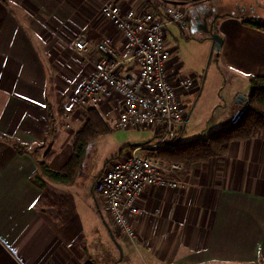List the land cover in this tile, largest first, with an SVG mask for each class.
Returning a JSON list of instances; mask_svg holds the SVG:
<instances>
[{
	"label": "crops",
	"instance_id": "1",
	"mask_svg": "<svg viewBox=\"0 0 264 264\" xmlns=\"http://www.w3.org/2000/svg\"><path fill=\"white\" fill-rule=\"evenodd\" d=\"M105 1L0 0V264H264V130L231 142L224 156L184 166L177 189L147 185L133 217L137 240L121 235L124 248L112 243L118 233L111 226L91 223L73 206L76 180H35L41 162L65 166L88 119L78 94L93 68L74 51L75 38L85 34L93 56L97 43L110 39L119 57L128 58L126 38L101 11ZM116 1L124 11L149 5ZM200 1L190 16L204 7ZM255 7L264 9V0H239L237 12L216 19L222 64L247 82L264 75V31L246 22L260 20L244 14ZM176 65L172 49V82L179 78ZM135 66L131 59L121 70ZM198 90L195 80L184 107ZM96 109L115 125L122 105L118 96L108 97Z\"/></svg>",
	"mask_w": 264,
	"mask_h": 264
},
{
	"label": "built area",
	"instance_id": "2",
	"mask_svg": "<svg viewBox=\"0 0 264 264\" xmlns=\"http://www.w3.org/2000/svg\"><path fill=\"white\" fill-rule=\"evenodd\" d=\"M162 6V8H161ZM158 10H126L116 0H106L101 8L126 38L125 54L110 39L96 45L97 56L90 55L85 34L78 35L73 49L93 70L81 87L78 103L86 108L98 107L106 98L118 96L122 105L115 126L119 129H150L157 139L140 147L129 148L108 162L106 170L95 180L93 192L105 203L116 232L137 240L133 217L139 213L137 201L147 185L179 187V174L184 165L153 155L161 148L180 142L186 117L182 97L193 91L195 80L179 76L172 82L168 62V25L177 24L188 30L191 7L169 2ZM189 31V30H188ZM135 60V68L126 72L124 64Z\"/></svg>",
	"mask_w": 264,
	"mask_h": 264
},
{
	"label": "rangeland",
	"instance_id": "3",
	"mask_svg": "<svg viewBox=\"0 0 264 264\" xmlns=\"http://www.w3.org/2000/svg\"><path fill=\"white\" fill-rule=\"evenodd\" d=\"M179 1H187L186 3H179L184 7L197 6L199 2L201 3L200 0L195 3L192 0ZM238 1L204 0L202 5L211 10L213 15L217 17L231 15L233 10H237ZM162 3L166 4L168 1L159 0L157 2L158 5ZM242 3L250 7L249 3ZM251 12L244 14H247L246 16L249 18H257L261 23H264V9L255 7L251 9ZM216 27L215 23V30ZM165 41L167 47L170 50L173 49L174 56L180 64L176 65L178 71L173 70L179 73V76L187 75V77L194 78L199 87L195 94L186 97L185 100L183 99L186 107L183 105L182 112L186 117V126L185 130L181 132L180 142L186 143L199 138H207L212 133L227 127L230 123L226 120L230 116L232 117L233 108L238 107V104H240L236 102L237 95H244L246 91L250 92L249 82L245 81V77L240 72L228 70L222 64L220 51L213 50L211 54L212 39L208 38L202 31L192 33L190 29L189 31L181 30L177 24H170V26L168 25ZM66 124L69 123L64 122L63 126ZM108 125L110 130L107 133L97 135L86 146L82 161V172L72 186L71 192L73 194V206L79 212L81 209L85 219H89L91 223H101V225L107 223L116 233V229L106 211L103 198L100 195L93 197L90 190L91 185L101 174L104 165L106 166L107 162L119 156L120 152L125 151L126 146L149 141L154 137V132L150 129H119L112 121H108ZM94 234L98 235L97 233ZM118 234L114 235L115 239L111 240L112 243L117 242L123 248L126 247L124 235ZM122 247L119 248L118 258L123 255ZM136 261L141 264L139 259ZM120 264L129 263L122 262Z\"/></svg>",
	"mask_w": 264,
	"mask_h": 264
},
{
	"label": "trees",
	"instance_id": "4",
	"mask_svg": "<svg viewBox=\"0 0 264 264\" xmlns=\"http://www.w3.org/2000/svg\"><path fill=\"white\" fill-rule=\"evenodd\" d=\"M149 5L145 10L159 9V0H148ZM248 24L263 30L264 23L260 21H246ZM250 92L247 100L238 104V111L231 123L222 130L212 133L207 138H199L186 143H177L174 147L161 148L153 155L169 162H178L189 167L197 161H206L213 157L224 156L231 142L246 140L253 137L259 130H264V75H254L249 78ZM88 119L81 131L75 135L74 150L71 159L61 169L50 168L45 162L38 165L39 174L35 180L42 185L45 179L60 183L72 184L81 173V165L88 143L97 135L107 133L110 128L104 118L94 107L87 109ZM157 136L148 143L155 140ZM20 150L21 145L15 144ZM126 148H134L132 145ZM86 264H92L86 262Z\"/></svg>",
	"mask_w": 264,
	"mask_h": 264
},
{
	"label": "water",
	"instance_id": "5",
	"mask_svg": "<svg viewBox=\"0 0 264 264\" xmlns=\"http://www.w3.org/2000/svg\"><path fill=\"white\" fill-rule=\"evenodd\" d=\"M212 13L206 8H202L201 12L192 11L191 20H190V30L192 33L196 31L204 32L208 38L212 39V48L211 54L213 50L220 51L223 45V37L215 30L214 22L209 21ZM247 100V96L238 94L236 97L237 103H243ZM149 141L142 143H134L133 147H140L147 144ZM95 184V181H94Z\"/></svg>",
	"mask_w": 264,
	"mask_h": 264
},
{
	"label": "flooded vegetation",
	"instance_id": "6",
	"mask_svg": "<svg viewBox=\"0 0 264 264\" xmlns=\"http://www.w3.org/2000/svg\"><path fill=\"white\" fill-rule=\"evenodd\" d=\"M206 9H207V8H206ZM201 10H202V9H201ZM201 10H198V12H201ZM207 10L209 11V13H212L211 10H209V9H207ZM216 19H217V17H215L214 15H211L209 21L214 22V25H215V23H216ZM190 20H191V18H190Z\"/></svg>",
	"mask_w": 264,
	"mask_h": 264
}]
</instances>
